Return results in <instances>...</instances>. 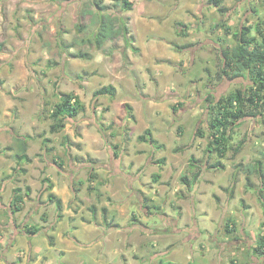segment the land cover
Returning <instances> with one entry per match:
<instances>
[{"label":"rangeland","instance_id":"374dc122","mask_svg":"<svg viewBox=\"0 0 264 264\" xmlns=\"http://www.w3.org/2000/svg\"><path fill=\"white\" fill-rule=\"evenodd\" d=\"M127 1L0 0V41L5 43L0 52V91L8 93L19 107L28 110V117L35 109L52 110L61 101V94L70 91L79 93L86 104L84 112L75 119L69 118L62 132L50 137L57 140L64 136L58 144H49L57 149L56 161L49 154L48 144L38 145L42 147V154L32 171L30 184L36 187L35 178L40 180L41 166L47 169L45 174L62 171L74 174L87 166L84 156L76 160L63 153L61 143L70 140L66 137L68 131H74L75 140L83 139V130L95 132L94 124H97L101 127L98 132L105 140L103 149H107V154L102 159L105 162L97 160L93 165L109 168L105 176L104 172L99 175V178H111L107 214L119 221L130 218L126 222L130 228L134 224L132 230L140 236L138 264H143V258H147V264L148 260L154 264L160 261L165 264L168 261H172L170 264H262V254L254 251L264 235V204L258 192L261 184L256 174L249 176L241 169L257 159L264 160V115L247 116L231 125V147L225 157H219L216 150L209 154L207 149L213 139L211 122L217 111L215 102L239 88L248 90L253 83L249 74L232 79L223 77L222 51H231L239 44L235 33L245 25L251 26V37L257 42L261 40L257 27L264 30V0ZM108 13L117 19L116 25L126 24L129 33L108 40L98 48L89 40L98 31L101 16ZM80 53L86 56H77ZM103 84H113L116 95L96 96L95 91ZM209 94L217 100L207 101ZM124 103H133L131 111L137 117L132 121L137 125L131 136L122 126L123 119L129 117L128 108H120ZM97 105L100 110L95 108ZM44 122L48 126L46 131L51 133L53 120L48 112ZM75 123L87 126L74 129ZM40 125L36 126L40 128ZM23 129L0 127V133L6 135V138L0 137V149L14 145L11 136ZM147 129L155 131L157 136L152 134V137L163 145L156 148L148 140L142 145L144 154L134 167V170L138 168L136 177L128 178L132 188L128 189L127 185L125 188L122 185L125 181H113L120 172L117 166L123 141L138 144V135ZM172 139L175 141L167 145ZM115 144L118 148L114 152ZM189 144L192 147L188 152L180 154L174 150L181 146L185 150ZM45 149L47 161L43 156ZM156 159H165L163 168H155ZM219 160L224 167L213 166ZM193 161L202 167L204 183L200 186L201 179L197 183V193L180 192L181 177L192 176L197 170L190 165ZM13 163V158L0 153V170H4V174L0 173V187L6 182L4 196L0 197V201L6 199V203L1 202L3 215L6 209V213L10 210L7 197L11 196V187L22 182L17 181L19 169L16 174L9 171ZM156 174L160 175L158 181ZM141 182L150 187H142L145 191L142 194L136 189L142 186ZM152 195L156 196L157 204L153 203ZM134 217L142 222L133 221ZM22 221L18 217L17 222ZM3 223L8 225L9 217ZM115 223L99 226L98 233L127 234V228L117 231L120 225L114 226ZM228 225L235 230L228 231ZM147 233L151 234L149 240L144 236ZM79 234L86 239V235ZM125 252L130 254V249ZM253 256L259 257L257 262ZM85 257H78L81 264L86 261ZM56 258L65 259L60 254ZM75 258L71 255L66 260L76 261ZM114 264L120 263L114 259Z\"/></svg>","mask_w":264,"mask_h":264},{"label":"crops","instance_id":"0c3cea01","mask_svg":"<svg viewBox=\"0 0 264 264\" xmlns=\"http://www.w3.org/2000/svg\"><path fill=\"white\" fill-rule=\"evenodd\" d=\"M104 85L105 84H103V86ZM152 91H154V89H152ZM77 94L79 95V93ZM10 97L11 96H9L5 91H0V127L11 126L15 129V131L22 127H24V129L21 130V133H16L14 136L9 135L13 137V140H11V142L14 144L12 145L13 150L6 149L3 150L1 154L14 159V163L10 165L9 171H14V174H16L18 171L17 169H19L17 181L21 180L22 182L21 184L11 187V196L7 197L9 203L8 206L10 207L9 213H5L4 215L3 213H0V249H2V251H0V264H81V261L79 262L78 257L81 258L82 256H86L85 259L86 261H89V264H114V259L120 264H133L134 261L138 264L140 261L137 255V247L139 246L137 243H139L140 236L133 232L132 229L134 224L132 228H130L129 222L126 223L130 220V218L128 220L119 221L108 216V207L110 206L108 201L110 198L108 182H110L111 178H108L107 180L103 179L101 176L99 178V175L104 172L105 176L109 168L106 167V170L103 165H100L99 168H94L95 165H93L97 160L98 163L105 162L102 159L107 154V149H103L105 140L98 132L101 127L97 124H94V127L96 128L95 132L85 128L83 130L84 138L78 140L74 139L73 130L68 131L69 135H66V137L70 138V140H68L66 143H61L64 149L63 153L72 155L73 159L80 160L83 158L82 156H84L88 163L87 166L80 170L81 172L79 171L77 173L71 174L69 172L62 171L56 174L54 173L55 175L48 172L45 174L44 171H47V169L45 170L44 166H41L39 169V174L41 173V177L39 176L40 180L35 178L36 187L34 188L30 184L29 180L33 177L32 171H34L36 169L35 166L39 164L42 154V147L38 145L48 144L49 146L50 143L58 144L61 141V138L63 139L64 136H61V138H58L57 140L51 139L50 137L55 133L62 132L63 129L55 133L47 132L46 127L48 130V126L44 121H46L47 112L48 116L50 117L52 110L46 112L44 107H42L40 110L35 109L31 111V114L28 117V110L21 106L19 107L14 99H10ZM81 102L84 104L86 110V104L82 101V99ZM131 104L133 103H124L120 108H128L127 105H130L131 108H133ZM150 106L153 108L152 103ZM95 108L100 110L98 109L99 105H97ZM127 112L129 117L126 115V113H124V115L127 117L123 119L122 126L124 127L126 134L131 136L134 134V130L137 125L135 121L133 123L132 121L135 118L137 119V117L133 111L127 109ZM37 124H41L40 128L36 126ZM33 125H35V127H33ZM81 126L85 127L87 125L75 123L74 129H78ZM168 127L172 128V125H169ZM156 128H158L157 125ZM180 128L182 127L180 126ZM78 132L80 135H82L80 130H78ZM6 133L9 134V132ZM152 134L156 135L155 131H153ZM140 135H138V137ZM3 136L6 138L4 132L0 133V137L2 138ZM153 138L156 141V143L153 144L154 147L159 148L163 145H160L161 143H159L156 137ZM17 139H22L26 142L28 146L27 154L31 159L30 162L22 160L18 163V161L13 157L14 153L18 151V142L16 141ZM174 141L175 139H172L166 144L171 145ZM146 142L147 140L142 141L140 139L138 144H134L133 142L131 143V141L129 142L127 140L123 141L122 152L119 155L117 166V168L120 169V172H117L115 175L116 177L113 178V181L119 183H121V181H125L122 185H124L125 188L127 185L128 189L132 188L128 178L136 177L135 173L138 168H135L134 170V167L137 166L136 161H140L141 155L144 154V148L142 145H146ZM191 145L192 144L187 145V149L185 150L183 149L185 146H181L174 150L181 154L192 147ZM114 146L115 152L117 151L118 145L115 144ZM47 149L49 154L52 156V159H54V161L57 160V157L55 156V154H57V149H55L53 145H50ZM158 151L159 149L157 152ZM43 152V156L47 161V150L45 149ZM136 152L137 154H134ZM151 156L152 154L149 155L148 158H152ZM5 159H7V157L4 158V160ZM194 159V155L191 154V160ZM101 160L103 162H100ZM164 160L165 159H156L155 161L158 162V164H156L155 168L158 170L163 168L165 163ZM74 163H76V161ZM24 170L26 171L24 172ZM0 173L4 174V170L1 169ZM83 173L85 175H83ZM89 173L94 177L89 179ZM42 174L44 175L42 176ZM80 175L83 180L81 179ZM44 177L50 179L48 185H52L51 190H46V186L41 187L43 184L42 179ZM10 178H13V175L8 177V180ZM10 183H12V180ZM197 183L193 185L194 188L192 187L188 189L183 184L182 187H179L178 189L180 192L191 191L192 194H194V192H198L196 188L199 184ZM203 183V179L201 178L200 186H202ZM140 184L142 186L136 188L137 191L141 192V194L142 192L145 193L142 187L149 186H143L142 182ZM4 185H6V182L1 184L0 197L4 196L2 195ZM8 186L9 184L7 187ZM26 186L31 188V192L28 196H26L25 200L21 202L20 210L15 214H12L11 208L13 201V189L15 187H22V189L25 190ZM152 189L153 192H155L154 188ZM159 193H161V191H158V194ZM49 194H55L62 201L61 218L59 220H57L58 210L56 202L49 201ZM152 197H154L153 203L157 204L156 196L152 195ZM198 197H196V199ZM92 199L94 200V203L92 202ZM1 202L6 203V199L3 198ZM6 216L9 217V223L5 226L3 221L6 219ZM97 216H99V219H96ZM18 217L23 220L22 223L17 222ZM134 220L135 219H133V221ZM136 220H138L137 223L142 222L141 219ZM114 221L116 222L114 226L120 225L119 229L116 230L121 232L122 228H127V234H124L123 232L119 233L118 235L112 234L113 232L101 234V231L98 233L99 226L109 227L112 226L111 224H114ZM125 224L128 225L126 226ZM31 226H37L39 230L35 234L26 233V229L31 228ZM79 232L86 235V239H84L79 234ZM144 236L149 240L151 234L147 233ZM74 243L81 245L82 247L84 246L85 248H78ZM132 243H135L136 246H133ZM127 248L130 249V254L125 252ZM57 254L64 256L65 259H57ZM71 255L73 257H77V259L75 258L76 261L71 260L67 262L66 258ZM252 258L255 260L254 262H257V259H259V257L257 258L254 256ZM260 258H262L261 263L264 264V256H261ZM57 261H59V263H57ZM143 261V264H147V258H143ZM148 261V264H154V262L150 260ZM85 262L83 264H86ZM159 264L163 263L160 261Z\"/></svg>","mask_w":264,"mask_h":264},{"label":"trees","instance_id":"16d2710c","mask_svg":"<svg viewBox=\"0 0 264 264\" xmlns=\"http://www.w3.org/2000/svg\"><path fill=\"white\" fill-rule=\"evenodd\" d=\"M124 2H128L124 0ZM129 6L131 4L129 3ZM130 8V7H128ZM117 19L113 18L111 13L101 16V25L98 31L94 35V39L89 40L93 42L98 48H102L104 44L111 39H115L121 35L129 33V27L126 24L116 25ZM258 33L261 35V40L256 41L255 37H251V26H242L235 36L239 39V44L234 47L231 51H222L223 54V77L228 78H239L245 77L246 74L252 76V86L245 90L239 88L235 92L230 93L228 96H224L217 100L209 94L206 98L207 101H216L217 111L211 122L213 128V139L209 143L207 151L210 153L217 151L219 157H225L227 150L231 147V136L229 130L231 125L240 119L247 116H257L258 113L264 115V30L261 27H257ZM5 43L0 41V52L3 51ZM79 57L86 56L85 54H77ZM95 95H109L114 97L116 95V87L112 84L104 85L95 91ZM61 101L57 103L50 114V118L53 120L50 131L55 133L64 129L66 122L69 118L75 119L81 112L85 111V106L81 102L80 96L73 91L61 94ZM128 110H132L130 105ZM250 108V110H249ZM264 121V119H263ZM140 140L155 144V139L152 137V132L147 129L145 133L138 137ZM18 151H16L13 157L18 161L30 162L31 159L27 154L28 146L22 139H17ZM5 149L13 150V146L10 145ZM3 150H0V153ZM119 155V153H116ZM264 155V151H263ZM56 161V160H55ZM191 162L192 168H197L196 172L189 175H183L181 181L188 188L194 187L193 185L200 181L202 174V167ZM61 166L62 163H58ZM214 167H224V163L219 160L216 162ZM241 170H244L247 175L256 174L260 180V187L258 189L261 202L264 204V160L257 159L253 163H248ZM26 170H24L25 172ZM94 176H89V179ZM160 178L159 174L155 175V180L158 181ZM50 179L44 177L42 179L43 187L46 186V190H51L52 185H48ZM31 192V188L26 186L23 190L22 187H15L13 189V201H12V214H15L20 210V204L23 202ZM49 201H55L58 210V219L61 218L62 201L55 194H49ZM137 217H134L136 220ZM118 227V225H116ZM228 231L235 230L231 229L230 225L227 226ZM39 228L37 226H31L26 229V233L35 234ZM256 253H261L264 256V235H262L258 241V246L254 248ZM171 262H168L170 264ZM165 264V263H163Z\"/></svg>","mask_w":264,"mask_h":264},{"label":"flooded vegetation","instance_id":"af4514ba","mask_svg":"<svg viewBox=\"0 0 264 264\" xmlns=\"http://www.w3.org/2000/svg\"><path fill=\"white\" fill-rule=\"evenodd\" d=\"M0 202H1V201H0ZM0 206H1V209H2V208H3V207H2V204H0ZM1 209H0V210H1ZM7 210H8V209H6V211H7ZM6 211H5V213H6Z\"/></svg>","mask_w":264,"mask_h":264},{"label":"water","instance_id":"95a60500","mask_svg":"<svg viewBox=\"0 0 264 264\" xmlns=\"http://www.w3.org/2000/svg\"><path fill=\"white\" fill-rule=\"evenodd\" d=\"M72 119V118H71Z\"/></svg>","mask_w":264,"mask_h":264}]
</instances>
